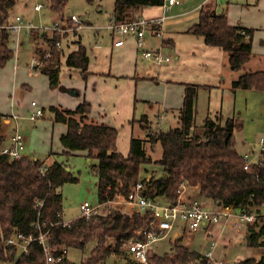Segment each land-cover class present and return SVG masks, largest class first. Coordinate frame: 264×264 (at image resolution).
<instances>
[{
	"label": "trees",
	"instance_id": "16d2710c",
	"mask_svg": "<svg viewBox=\"0 0 264 264\" xmlns=\"http://www.w3.org/2000/svg\"><path fill=\"white\" fill-rule=\"evenodd\" d=\"M18 1L0 0V25L12 21L9 15ZM92 1L86 0L88 4ZM41 2L50 13L58 16L61 30L75 25L66 14L68 0ZM163 2L114 0L111 18L115 24L138 21L144 9L160 7ZM61 32L46 31L33 37L34 41L45 44V50H36L35 54L36 60L43 64L39 70L47 77L51 89L60 83L61 54L56 43L66 36V32ZM186 33L201 37L208 47L220 49L227 56L232 71L241 70L251 57L253 30L231 26L226 15L216 14L210 4L202 7L198 22ZM10 39L6 29L0 31V68L13 58ZM75 45L76 49L66 56L64 64L70 70L79 71L80 77L85 79L89 62L87 49L79 41ZM200 88L203 87L185 85L183 106L164 112L176 114L175 126L167 130H158V126L155 127L157 130H150L151 122L143 115L136 124L146 133L142 138L131 137L126 156L116 147L118 130L89 118L91 106L87 101L80 102L75 109L50 106L52 123L63 125L65 131L58 138L61 152L50 151L48 157L83 156L89 161L96 160L91 171L97 177L98 203L104 207V212L79 216L64 224L61 188L67 182L78 181L67 170L65 162L54 159L45 164L25 157L12 160L0 150V262L14 260L18 249L7 241L20 234L31 241L14 264H46L45 252L37 240L43 234L53 258L59 257L63 247L66 251L85 252L91 244L88 256L81 264H109V259H114L112 264H118V261L139 264L128 257V244L145 240L142 232L148 229L154 214L149 209L124 214L110 204L119 198H127L138 183L143 187L140 194L148 201L163 197L169 205H175L180 186L186 185L196 189L199 198L210 201L217 208L259 214L264 208V147L258 162L248 163L235 148L234 117L207 116L197 129L196 100ZM238 89L264 92V71L240 75L231 82V90ZM2 142L0 133V145ZM157 147L161 154L154 159L151 154ZM148 165L159 167L162 176L143 180V167ZM246 229L247 246L264 248V224L259 227L249 225ZM146 257L147 264H208L206 255L190 251L178 239L162 256L148 250ZM58 264L72 263L64 255ZM237 264H264V257Z\"/></svg>",
	"mask_w": 264,
	"mask_h": 264
},
{
	"label": "rangeland",
	"instance_id": "374dc122",
	"mask_svg": "<svg viewBox=\"0 0 264 264\" xmlns=\"http://www.w3.org/2000/svg\"><path fill=\"white\" fill-rule=\"evenodd\" d=\"M37 4H42L41 0H19L9 15L11 19L14 16H20L25 25H32L35 30H31V36L26 31V33L22 32L23 30L17 35V38L14 34L10 35L13 58L4 67L0 68V112L7 114L9 119H11L9 116L13 114L18 117L16 120L17 130L15 129V121L12 120L5 130L7 136L5 147L8 144V139L17 132L24 139L25 148L22 156L39 160L45 164L52 162L54 159L65 162L68 171L78 178L77 182H67L61 188L63 196L62 219L64 223H69L81 215L79 207L83 202L86 201L93 207H99L97 177L91 171V166L96 165L97 162L96 160L88 161L83 156L48 157L50 151L61 152L62 148L58 138L65 131V127L61 124L52 123V115L48 108L55 102L56 95H52L47 77L41 74L39 70L43 64L38 61L35 63L33 56L36 50L42 52L46 47L43 42L34 41L33 37L37 34H43L37 29L38 27L50 28L53 23L59 22V18L57 15L50 13L44 6L36 12L33 7ZM113 5L114 0H93L90 4L86 0H68L66 14L69 17L74 15L80 24L77 23L63 31L66 32V36L60 41L61 50L58 48L59 52L62 51V55H60L61 74L67 70L64 60L74 48L76 49L75 42L80 39V43L88 48L94 45V42L99 43L102 36L105 39L108 37L106 30L103 28L107 25ZM97 30L98 36L95 34ZM66 43H71L69 48L65 46ZM252 43L251 57L241 70H230L226 58V74L221 77V83L214 84L215 88L199 89L196 100L195 127L199 129L207 116L214 118L221 115L223 119L234 117L236 120L234 130L235 148L241 156L247 154L246 160L248 163H257L262 150L260 141L264 142V92L242 89L233 92L231 90V81L236 80L240 75L248 72L264 71V25L260 30L255 31ZM161 52L164 56L169 57L170 63L175 61V56H172L169 51L162 49ZM165 64L159 65V67H164ZM33 66L37 69H34ZM186 66H191L189 59L186 60ZM61 74L60 78L62 77ZM198 80L200 82H211V79H206L203 75H200ZM211 84L213 83L211 82ZM11 100L15 102V107L12 110L10 109ZM31 102H35L40 108H43L44 112L43 118L35 122L28 119V115L31 113ZM148 106H151L146 111L148 120L151 122L149 124L150 130H160V128L167 130L169 127L175 126L176 114H165L163 108L156 103L148 104ZM140 116L138 115L137 121H140ZM157 116L165 117L157 122ZM134 130V137L142 138L146 133L140 130L138 124L134 126ZM160 154V148L157 147L151 155L154 159H157ZM160 176H162V171L159 167L154 165L143 167L141 174L143 180ZM180 197H186L184 204L197 203L202 205L203 208H207L203 205L205 200L199 198L197 192L192 188L183 189L182 194L179 195V201ZM119 200L122 199L119 198L116 201ZM154 203L163 206L168 204L163 197L156 198ZM110 204L112 205V203ZM103 208L100 206L98 212H102ZM120 210L118 209L119 212L127 214L122 211L123 208ZM261 211L264 212V208ZM231 223L232 221H229L228 224L223 225L222 229L215 226L210 229V232H207L208 227H200L195 232H190L183 230V225L177 222L175 231L179 232L178 238L173 237L174 231H172L153 242L150 248L154 254L162 256L170 251L173 242L178 239L181 245L190 251L206 255L210 243L215 241L217 245L211 251L208 264H237L247 259L260 260L264 257L263 247L247 246L246 227H233ZM221 232L228 234L226 240L219 239V233ZM90 247L91 244L88 245L85 252L68 249L67 260L72 264H81L88 256ZM20 253L21 250L18 249L12 262H0V264H14ZM126 253L129 255L128 252ZM128 257L132 258V256ZM114 262V259L108 260L109 264ZM118 264H121V261H118ZM196 264H199V262H196Z\"/></svg>",
	"mask_w": 264,
	"mask_h": 264
},
{
	"label": "crops",
	"instance_id": "0c3cea01",
	"mask_svg": "<svg viewBox=\"0 0 264 264\" xmlns=\"http://www.w3.org/2000/svg\"><path fill=\"white\" fill-rule=\"evenodd\" d=\"M208 4L212 6L216 14L224 13L231 26L252 29L253 36L255 31L260 30L264 25V0H181L180 4L172 6L169 11H164L162 6L144 9L141 14L143 19L152 20L161 16L165 18L161 38L155 37L151 31H146L147 49L161 48L175 56L174 62L170 63V61L164 67H159L139 54L135 40L131 37L124 39L121 46L113 45L117 36L113 35L111 29L108 28L112 7L107 25L103 28L108 37L105 39L102 36L99 43L94 42V45L86 48L89 58L88 75L82 79L79 71L66 68V72L61 74L60 69L62 77L60 78L59 74L60 83L52 89V95H56V97L55 102L50 106L75 109L80 102L87 101L91 106L89 118L118 130L116 147L121 154L126 156L130 139L134 135V126L138 115H141L140 117L147 116L146 111H148V107H151L148 104L156 103L163 108L164 112L178 110L183 106L185 85H199L206 89L215 88L213 85L221 83V77L226 74L227 56L218 48L206 46L201 37L186 33L191 26L198 22L202 7ZM27 33L31 36L30 31ZM95 34L98 36V30ZM70 45L71 43L65 44L68 48ZM58 48L61 50V43ZM60 54L62 55V51ZM35 55L34 52L36 63L37 55ZM187 59L191 64L190 67L186 66ZM33 68L37 69L34 66ZM200 75L211 79L213 84L200 82L198 80ZM14 107L15 102L11 100L10 109L12 110ZM30 109L32 111L31 106ZM0 115V133L3 136L0 150H2L11 145L14 135L8 139V144L5 147L7 138L5 130L14 120L11 118L12 115L9 116L11 119L7 118V114L0 112ZM164 117L157 116L156 121L159 122V119L162 120ZM14 124L17 130L16 121ZM180 198V202L184 204L186 197ZM121 204L124 203L115 201L112 206L116 210L123 208L122 211L127 214L132 213L131 207ZM203 205L211 210L220 209L210 201H204ZM215 226L223 228V224L208 225L206 226L208 227L207 232H210V229ZM178 236L174 238H178ZM227 236L226 233H219L220 240H226Z\"/></svg>",
	"mask_w": 264,
	"mask_h": 264
},
{
	"label": "built area",
	"instance_id": "2783aa9c",
	"mask_svg": "<svg viewBox=\"0 0 264 264\" xmlns=\"http://www.w3.org/2000/svg\"><path fill=\"white\" fill-rule=\"evenodd\" d=\"M181 3V0H164L162 8L164 11H169L172 6L178 5ZM43 8L42 4H37L33 7L35 11H40ZM70 20L75 24H80L79 20L75 16H71ZM164 16L147 20L141 18L138 21H133L125 24H115L113 19L110 18L109 27L113 32V35H116V39L113 42L115 47L121 46L124 42V39L131 37L135 40V46L139 54L146 60L151 61L155 65H162L169 62V57L164 56L161 52V48L157 49H147L146 47V31H151L155 37L161 38L164 25ZM6 29L10 35H17L23 30L29 32L32 29H35L32 25H25L20 16H15L11 22L8 24L0 25V31ZM38 30L42 32L46 31H57L61 32L59 23H54L50 28L48 27H38ZM59 47L60 42L56 43ZM30 106L32 107L31 113L28 115L30 121H37L44 116L43 109L40 108L35 102H31ZM14 121L18 119L16 115L11 117ZM261 149L264 147V142L260 141ZM24 140L23 137L17 132L11 139V145L8 148L1 150L2 154L8 155L12 160L22 159V153L24 151ZM243 158L246 160L247 155H244ZM247 161V160H246ZM247 169V166L245 167ZM142 184L138 183L133 192L130 193L127 198L122 199L119 202L129 205L133 211L142 213L146 209H149L154 214V219L151 221L147 230L142 232L145 240L144 241H131L128 244L127 252L132 256V259L139 264H147V251L151 250V244L156 240L168 235V233L173 232V237L179 235L178 231H175L177 228V222H180L183 225V230H188L190 232H195L200 227H206L208 225L215 224H228L229 221H232L233 227H238L241 225L252 226L257 225L262 226L264 224V212L261 211L259 214H246L233 211L230 208H220L219 210H211L203 208L197 203L182 204L179 200L175 205H158L153 201L146 200L141 194ZM186 188V185H181L178 195L182 194V190ZM113 203V202H111ZM101 205L99 204V207ZM99 207H93L88 202H83L79 209L82 217H89L93 214L99 213ZM64 223V222H63ZM67 224V223H64ZM182 229V227H181ZM39 244H41L45 256L46 264H58L62 261L64 255L67 254L66 249L63 247L61 254L57 258H53L50 255L49 245L46 243L45 236L40 234L37 238ZM31 241V238H24L22 235H14L11 237L7 244L15 246L17 249L21 250V253L26 251V248ZM216 242L212 241L209 246V251L206 253L208 258L211 257V251L215 248ZM223 264V263H218Z\"/></svg>",
	"mask_w": 264,
	"mask_h": 264
},
{
	"label": "water",
	"instance_id": "95a60500",
	"mask_svg": "<svg viewBox=\"0 0 264 264\" xmlns=\"http://www.w3.org/2000/svg\"><path fill=\"white\" fill-rule=\"evenodd\" d=\"M68 170V169H67Z\"/></svg>",
	"mask_w": 264,
	"mask_h": 264
}]
</instances>
